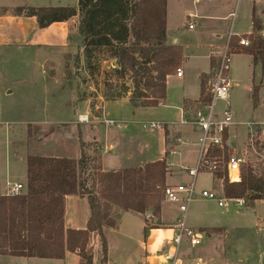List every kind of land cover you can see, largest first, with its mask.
I'll return each mask as SVG.
<instances>
[{"label": "rangeland", "instance_id": "rangeland-1", "mask_svg": "<svg viewBox=\"0 0 264 264\" xmlns=\"http://www.w3.org/2000/svg\"><path fill=\"white\" fill-rule=\"evenodd\" d=\"M78 3L79 0H0V178L3 180L1 191L5 189L7 181L26 183L29 154L50 153L54 156L74 158L78 153H82V147L80 149L77 138L79 134L81 137L82 132L80 128L79 131L72 129L71 124L77 119V113L75 114L74 111L75 103L86 99H90L91 115L99 116L104 110L101 119L111 118L120 122L112 127L101 123L103 132L106 127L109 133L114 135L108 140L114 148L104 153L106 168L121 169L129 166L130 163L139 164L143 160H148L147 158L154 160L157 151L161 153L162 131L165 126L161 125L152 129L150 124L152 121L165 123L159 120H162L166 112L159 108L150 112H141L143 116H140V112L134 115L130 101L134 87L132 73L130 72L124 78L114 75L112 71L117 65L103 53V49L93 50L94 52L87 59L84 36L79 30L80 15L69 20V37L63 44L43 46L31 42L38 40V34L28 33L33 28V23H36V28L38 26L35 18L26 15V9L41 6L77 7ZM181 4H184L187 9L197 8L201 12L208 11L222 16L231 13L227 19L220 21L211 19L204 21L199 19L197 23L193 21L195 29L191 30L187 26L184 27L186 28L184 32L179 33L181 40L182 38L190 40L196 32H201L202 40L219 46L224 44V48L227 47L230 33L235 32L242 36L252 31L254 6L259 11L257 15L261 20L264 19V0H210L209 3L208 0L195 2L183 0ZM25 31L26 34L23 33ZM218 35L221 37H217ZM195 49L196 47L187 50L192 61ZM250 61L247 55L231 54L229 71L233 84L231 93L227 100L218 98L214 108L217 117H221L225 109L231 110L234 120L239 122L237 130L233 127L232 131L238 135V139H244L243 146H246L245 123L264 121V73L260 65ZM193 64L194 62L191 67ZM191 71L188 69L186 72V80L189 79ZM254 78L257 83L262 82L260 104L257 107L254 105L251 94ZM174 79L172 83L176 82ZM124 85L130 89V92L122 98L129 97L131 104L116 97L123 90ZM92 103L95 105L94 108L91 106ZM165 116L171 115L165 114ZM130 119L135 121L144 119L148 122L145 125L142 122L127 124L125 120ZM125 124L128 126L125 127ZM173 126L176 129L179 128L177 125H169V127ZM197 134L198 138L202 136L201 131ZM194 137L195 135L191 139L194 140ZM121 139H126L129 143L130 153L126 156H131L132 161L126 162V157L120 159L116 155L119 149L118 142ZM150 142L156 145L159 143L160 146L159 150L156 146V153L152 157L150 152L146 153L143 148L144 144ZM168 148L167 162L171 158L175 165L196 167L199 152L190 151L189 145L179 149L181 152L172 157L175 149L171 145ZM85 150L91 157H96V161L91 162L89 167L91 183L97 175V170H94L93 166L99 165L102 148L98 147L97 142H93L85 144ZM247 157L248 166L260 174L264 170V163L260 156L251 149ZM169 178L174 183L188 182L187 179ZM206 188L214 189L222 195L224 193L223 179L217 180L211 172L201 171L197 178L196 191ZM224 200V206H219L214 199L199 195L192 201L187 226L194 227L203 236L195 250L203 248L204 252L209 250L207 232L202 231V228L225 227L228 232L227 238L231 240L227 244L231 248L233 243L236 248L234 254L228 258H237L238 264H264V199L257 200L254 204H248L246 201L243 207L237 206L232 199L224 198ZM176 205L179 209L177 210L181 212L179 204ZM127 218L129 220L124 224V231L134 236L142 233L141 225L144 218L134 213L128 214ZM146 221L150 228L158 227L155 223H159V220L146 217ZM95 238H93V246L96 244ZM225 262L226 259H221L214 264H225Z\"/></svg>", "mask_w": 264, "mask_h": 264}, {"label": "trees", "instance_id": "trees-1", "mask_svg": "<svg viewBox=\"0 0 264 264\" xmlns=\"http://www.w3.org/2000/svg\"><path fill=\"white\" fill-rule=\"evenodd\" d=\"M166 6L167 0H79L77 7H29L26 15L35 17L39 28L80 15L79 30L84 36L87 59L93 50L103 49L111 62L119 61L113 68L114 75L124 78L132 73V105L151 107L164 102L167 77L184 59L181 46L166 44ZM252 22V32L232 35L228 46L230 53L251 55L253 63L260 65L264 73V26L256 7ZM241 37L248 38L250 44H240ZM261 87L262 82L257 83L254 78L251 94L255 107L260 104ZM128 92L130 89L124 85L116 97L122 98ZM201 101H211L204 80ZM91 106L94 108V103ZM81 147L78 159L27 156L25 192L15 196L0 194V254L62 259L67 252H73L81 257L80 264H93L92 242L98 236L102 262H106L108 242L104 229L118 227L122 213L150 212L149 218L160 220L167 185L166 159L138 167L104 170L102 156H98L99 165L93 166L97 175L90 183L89 167L96 157L88 155L84 143ZM229 148L211 150V156L222 161L214 176L223 179L224 197L244 198L248 204L264 199V170L258 174L246 164L241 168L240 181H230L226 164ZM70 194L87 197L91 214L85 229L65 227V198ZM149 228L147 224L146 230ZM208 230L220 232L222 229H202Z\"/></svg>", "mask_w": 264, "mask_h": 264}, {"label": "crops", "instance_id": "crops-1", "mask_svg": "<svg viewBox=\"0 0 264 264\" xmlns=\"http://www.w3.org/2000/svg\"><path fill=\"white\" fill-rule=\"evenodd\" d=\"M183 0H167V12H166V44L169 46L177 45L183 48V62L178 68L183 70V75L178 76L176 72H173L167 77V91L166 98L164 102L158 106L151 107H134V115L136 112H140V116L144 114L141 112H150L156 109H163L165 114H170V117L161 118V122H165L166 126L163 133V139L161 143V153L157 151V155L154 160H143L139 164H129V166H143L147 162L156 161L159 159H166L167 153L169 154V146L171 145L174 150L171 157L181 151L182 147L189 145L190 151L196 153L199 152V138L197 132L200 131L196 125L192 123H182L181 120L183 117H187L188 120H194V112L202 106L204 102L201 101L202 95V82L206 81L207 90L209 88V81L214 77L216 70L220 61V54L224 49V44L215 45L210 44V42H205L202 40L201 32H196L194 37L190 40L183 39L181 40L179 33L184 32V27L189 29H195V25L190 27V24L197 23V20L201 19L202 21L206 19L211 20H224L227 19L231 13L227 15L213 14L208 11L201 12L197 8L194 10L192 8H186L184 4H181ZM196 0H193L195 2ZM210 0H208V3ZM181 4V5H180ZM256 7V6H254ZM253 7V9H254ZM257 9V7H256ZM257 9V13H258ZM264 13V10H263ZM253 14V10H252ZM35 18V17H32ZM263 24H264V19ZM69 22H54L46 28H36V23H33V28L29 31L28 34H38L35 41H31L34 44L43 45V46H54L63 44L64 41L69 37ZM75 27L77 26V21L75 20ZM264 26V25H263ZM253 30V22H252ZM37 31V32H36ZM39 32V33H38ZM252 32V31H251ZM250 32V33H251ZM26 34V31L23 32ZM247 33V34H250ZM264 35V28L262 31ZM244 34V35H247ZM240 36L232 32L228 36V43L230 37ZM217 37H221L218 35ZM37 40V41H36ZM37 42V43H35ZM227 43V44H228ZM224 45V46H223ZM196 47V51L193 50V61L190 59V55L187 54V50ZM247 55L251 61H253L251 55L246 53H239ZM247 60V59H246ZM250 61V62H251ZM192 62H194L193 67H191ZM248 62V60H247ZM188 66V67H187ZM188 69L192 70L189 76V79L186 80V72ZM211 72L208 74V72ZM176 81L172 83V79ZM233 85V84H232ZM198 87V92H197ZM119 100H126L130 103L129 97L121 98ZM131 104V103H130ZM75 114L77 113V119L73 121L72 129L79 128L82 132L81 137L79 134L78 144L81 149V143L86 145L97 142L98 147L102 148V166L104 170H119L120 168H106L104 162V153L105 151L112 150L114 145L108 140L114 135L109 133L106 127L105 131L101 129V117L103 113L99 116L94 117L95 119L91 123H81L78 121V116L81 114L91 115L90 111V99L76 102L74 105ZM104 108V107H103ZM83 109V111L81 110ZM142 114V115H141ZM219 117V116H218ZM126 123L135 124L136 122L146 123L148 121L142 120H125ZM75 123V124H74ZM78 124V125H77ZM80 124V125H79ZM92 124V125H91ZM125 124V127L128 125ZM169 125H177L178 129L169 127ZM167 128V129H166ZM187 133V134H186ZM192 133V134H190ZM194 133V134H193ZM233 131L231 135L233 137ZM194 140L191 139L194 136ZM233 143H241L242 139H236ZM108 141V142H107ZM119 149L117 150V156L120 159L125 161H132L131 156L127 157L126 154L130 153L129 143L126 142V139H121L119 142ZM156 146L158 150L160 148L159 143L150 142L149 144H144L143 148L146 150V153L150 152V157L153 156L156 152ZM234 146V144H233ZM37 152V151H36ZM54 156L52 154H41ZM56 157H66L55 155ZM81 152L74 158H79ZM169 162L171 163L168 168V177L167 184H176L172 181L171 178H182L178 175V170L183 166H178L179 164H174L170 158ZM9 165V164H7ZM186 167H194L193 165H184ZM123 169V168H121ZM8 172V171H7ZM8 175V174H7ZM170 175V176H169ZM215 178L214 174H212ZM184 179V178H182ZM217 179V178H215ZM220 180V179H217ZM2 179L0 178V194H5L8 188L9 181L5 184V189L1 191ZM20 182V181H19ZM15 183V182H14ZM222 184V182H221ZM207 189V188H206ZM222 190V188H221ZM222 192V191H221ZM223 194V193H222ZM178 203L164 199L161 205V217L159 223H155V228H149L146 230L147 222L146 217L149 218L150 214H143L134 211H126L122 213L119 226L116 228L105 227L104 233L108 242V253L107 261L102 262V250L99 237L95 238L96 244L94 246V257L93 264H214L215 262L226 259L225 264H238L239 260L237 258L230 259V255L234 254L236 248L233 243H231V248L227 244L231 242L228 237V232L225 227H216V226H207L202 229L209 228H221L220 232H207L208 248L209 250L204 252L203 249L195 250L196 246L191 245L188 241H184L182 245L177 247L173 242V237L177 232L175 224L177 219L181 214L178 210ZM178 209V210H177ZM134 213L137 216L144 218L142 223V233L137 236H134L128 232L124 231V224L129 220L127 218L128 214ZM189 213V212H188ZM90 206L87 200V197L82 194H70L65 198V227L67 229H85L88 225L90 218ZM188 217V215H187ZM154 223H152L153 225ZM192 228V227H191ZM194 228V227H193ZM191 248V249H190ZM82 261L81 257L73 252H67L66 256L62 259H51V258H41V257H25V256H12V255H2L0 254V264H80Z\"/></svg>", "mask_w": 264, "mask_h": 264}, {"label": "built area", "instance_id": "built-area-1", "mask_svg": "<svg viewBox=\"0 0 264 264\" xmlns=\"http://www.w3.org/2000/svg\"><path fill=\"white\" fill-rule=\"evenodd\" d=\"M193 27V24H190ZM240 44L248 46L250 41L246 37H241ZM231 54L229 46L223 49L220 54V61L214 77L209 81L208 91L211 94V101L203 103L200 108L194 112V120H188L183 117L182 123H192L196 125L202 132L199 138V158L196 167L182 166L178 170V175L188 182H179L176 184H167L164 189L165 199L176 202L180 207V215L177 219V232L173 237L174 244L179 247L184 241H188L191 245H199L203 238L202 233L194 228L187 226V215L192 201L199 195L206 198L214 199L219 206L225 205L224 195H220L214 189H202L196 191L197 178L201 171H209L212 174L216 173L221 168L222 161L219 157L211 156V150H223L230 147V151L226 158L228 176L231 182H237L241 179V168L248 164V152L253 149L264 163V121H253L245 123L246 125V146L244 139L241 143H233L238 135L231 136L232 128L237 130L239 122L234 120V116L229 108L225 109L221 117H217L214 113L215 103L218 98L228 99L231 93L232 81L229 76ZM178 76L183 75V70L177 68ZM100 108V107H99ZM93 115L81 114L78 116V121L81 123L93 122ZM92 118V119H91ZM101 123L107 127L120 124L119 121L104 118ZM144 125L146 123H143ZM166 126V123L151 122L150 126L155 129L160 126ZM234 144V146H233ZM168 168L171 163L167 162ZM26 190V183L15 182L9 183L6 190V195L15 196L24 193ZM234 203L243 207L246 205L244 198H233Z\"/></svg>", "mask_w": 264, "mask_h": 264}, {"label": "water", "instance_id": "water-1", "mask_svg": "<svg viewBox=\"0 0 264 264\" xmlns=\"http://www.w3.org/2000/svg\"><path fill=\"white\" fill-rule=\"evenodd\" d=\"M114 64H116L118 66L119 65V61L114 62Z\"/></svg>", "mask_w": 264, "mask_h": 264}]
</instances>
